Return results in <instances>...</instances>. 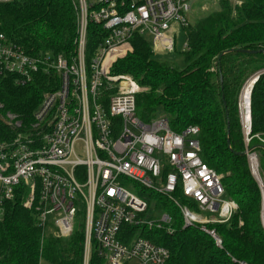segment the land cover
I'll use <instances>...</instances> for the list:
<instances>
[{
    "label": "built area",
    "instance_id": "obj_1",
    "mask_svg": "<svg viewBox=\"0 0 264 264\" xmlns=\"http://www.w3.org/2000/svg\"><path fill=\"white\" fill-rule=\"evenodd\" d=\"M193 2L76 0V54L71 58L29 55L0 32V75H15L20 84L39 71L59 76L58 88L47 92L34 112L32 126L12 140L0 139V214L22 187L28 191L24 206L43 232L68 238L80 219L83 264H90L94 249L101 264H165L170 257L166 247L140 234L129 236L131 226L174 232L172 214L156 216V194L179 208L184 227L198 225L223 247L216 229L207 225L229 222L239 206L226 196L223 175L202 157L200 127L176 131L162 114L142 120L136 96L145 88L131 75L111 71L133 50L136 33L152 42L155 53L176 52L177 37L192 25ZM89 23L101 27L92 52ZM188 48L186 40L182 51ZM263 73L258 70L244 81L237 106L245 155L261 194L264 230V133L253 132L252 109L253 90ZM7 118L21 126L16 115ZM125 180L137 184L139 195Z\"/></svg>",
    "mask_w": 264,
    "mask_h": 264
},
{
    "label": "trees",
    "instance_id": "obj_2",
    "mask_svg": "<svg viewBox=\"0 0 264 264\" xmlns=\"http://www.w3.org/2000/svg\"><path fill=\"white\" fill-rule=\"evenodd\" d=\"M100 29L94 23L88 25L90 52L97 46ZM185 31L189 48L182 51L183 68L160 59L152 42L136 33L131 38L133 50L118 59L111 71L129 74L145 88L136 96L142 120L162 114L176 131L190 125L200 127L202 157L223 175L226 196L239 208L229 222L207 225L222 238L220 248L198 225L184 227L179 208L153 194L157 210L173 215L174 232L131 226L129 236L140 234L166 247L170 257L165 264H264L261 194L246 155L240 154L244 144L237 106L244 81L264 69V0H219L218 10ZM0 32L29 55L50 52L71 58L76 54V0L2 2ZM58 86L59 76L52 71H39L27 84L18 83L15 75H0V139L9 141L27 131L46 93ZM252 109L253 132L264 133V73L254 87ZM8 113L16 115L20 127L7 121ZM27 196L28 191L18 187L14 199L3 204L0 264H40L42 259L51 264H83V224L75 226L68 238L43 232L33 212L24 206ZM90 264H101L95 249Z\"/></svg>",
    "mask_w": 264,
    "mask_h": 264
},
{
    "label": "rangeland",
    "instance_id": "obj_3",
    "mask_svg": "<svg viewBox=\"0 0 264 264\" xmlns=\"http://www.w3.org/2000/svg\"><path fill=\"white\" fill-rule=\"evenodd\" d=\"M219 9V0H194L192 3L191 9V21L192 23H196L197 21L204 18L209 13L216 11ZM187 40L186 34L182 31L177 37V52H160L157 53L159 58L172 63L173 65L183 68L185 66V57L182 52L183 46ZM242 134V133H241ZM243 139V138H242ZM261 152V170L264 176V151ZM136 183L130 181L129 186H131V190L139 195V187H136ZM153 203L156 204V199H153ZM157 209V208H156ZM202 214L208 215L211 217L212 214L203 212ZM161 211H156V216H160ZM80 219L76 220V226L79 225ZM40 264H51L50 262L42 259Z\"/></svg>",
    "mask_w": 264,
    "mask_h": 264
},
{
    "label": "water",
    "instance_id": "obj_4",
    "mask_svg": "<svg viewBox=\"0 0 264 264\" xmlns=\"http://www.w3.org/2000/svg\"><path fill=\"white\" fill-rule=\"evenodd\" d=\"M221 57V56H220ZM230 127V125H229V123H228V128ZM228 145H229V147H231L230 146V140H228ZM240 154H245V151H243V152H241Z\"/></svg>",
    "mask_w": 264,
    "mask_h": 264
}]
</instances>
